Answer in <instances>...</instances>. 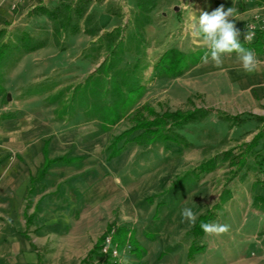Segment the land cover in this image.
Wrapping results in <instances>:
<instances>
[{
	"label": "rangeland",
	"instance_id": "rangeland-1",
	"mask_svg": "<svg viewBox=\"0 0 264 264\" xmlns=\"http://www.w3.org/2000/svg\"><path fill=\"white\" fill-rule=\"evenodd\" d=\"M193 1L145 0L147 7L154 5L146 17L138 12L136 0H0V48L15 46L22 33L45 44L27 53L11 49L0 63V165L17 164L12 173L31 171L26 205L35 214L26 216L25 209L28 224L20 222L16 192L4 195L0 210L13 219L14 224L5 220L6 231L10 225L25 228L18 238L26 240L28 227L39 229L34 239L45 247L8 255L12 264L77 262L87 247L93 249L112 230L120 242L130 243L124 255L130 264H220L229 252L231 258L249 255L255 249L252 242L264 238V208L253 205L255 196L264 197V135L244 154L245 145L264 128V120H258L264 119V64L258 63L256 75H249L237 58H223L217 67L200 57L173 77L160 74L157 66L170 50L205 56L206 45L191 31L202 12L234 8L242 41L246 32L256 36L264 20L245 22L250 8L244 0L240 7L232 0H207L198 14L202 1ZM37 6L60 8L56 27L66 21L70 7V23L78 24L80 32L55 34L53 22L30 15ZM116 68L129 69L144 92L105 131L98 118L87 117L79 100L71 104V95L89 77L108 79ZM194 109L211 112L176 130L184 142H118L114 147L120 151L113 155L112 137L133 126L137 112L150 121L164 112ZM220 114L242 116L228 123ZM5 118L12 121L3 123ZM20 132L29 137L21 141ZM241 157L246 160L242 168L231 165ZM206 162L209 172L201 173ZM227 190L231 199L220 205L211 223L226 224L229 231L195 237L199 217L226 198ZM48 206L52 212L44 215ZM39 207L43 211L38 217ZM184 207L196 213L194 226L182 221ZM191 246L201 250L190 253ZM6 251L0 249V264H6Z\"/></svg>",
	"mask_w": 264,
	"mask_h": 264
},
{
	"label": "trees",
	"instance_id": "trees-1",
	"mask_svg": "<svg viewBox=\"0 0 264 264\" xmlns=\"http://www.w3.org/2000/svg\"><path fill=\"white\" fill-rule=\"evenodd\" d=\"M136 8L140 14L148 17L149 13L154 9V5L147 7L145 0H136ZM65 11L66 21L62 23L61 27H56V21L60 14L59 7H56L54 10H46L45 8H43V6H37L33 8L30 15L44 16L51 22H53V30L55 34H59V32H66L67 30L71 33L80 32L78 24L71 25L70 23L73 12L72 9L70 7H66ZM74 13L76 17H81L80 10H76ZM87 22H89V20H87ZM1 33H3V30H0V34ZM84 33L89 36H93L95 34V31L84 30ZM240 42L245 48L253 50L255 54L260 55L264 51V33H258L256 38L252 42H243L242 40H240ZM44 46V42L32 40L26 33H22V36L15 46H2L0 48V63L4 59L1 57H3L7 51L15 49L16 47H18L22 53H27L38 50ZM175 52V50H170L165 54V56L160 59L157 65L159 67L160 74L164 73L163 75L168 77L176 76L183 71L188 70L190 66L196 65L200 61V57H204L201 55V53L199 55H186L180 52ZM173 54L175 56H172ZM116 69L117 70H114L112 75L108 73V79L107 76L103 78H96L94 76L89 77L88 79H86L84 87H82L80 91H78V89H75L74 93H72L71 95V104H74L79 100L81 103L80 106L85 108L86 110L87 117L89 119L98 118L105 131H107L110 126L116 124L119 120H121V118L126 115L127 111L131 109L141 98L144 92V88L140 86L138 79L133 76L132 72L129 71V69ZM97 86H100V88L98 89ZM100 89L101 93L99 94L97 93V91ZM3 90L4 89L2 87V84H0V95ZM77 92H79L78 97L75 95ZM208 112H211V110L194 109L193 111H187L185 113L179 111L164 112L162 115H155L153 120L150 121L144 120L143 116L140 115L139 112H137L133 119V126L124 130L119 135L112 137L111 144L113 146V155L118 154L120 151V149H115L114 147V145L118 142H121L123 146L131 142H136L137 144L142 145L153 144L155 142H170L180 144L183 139L176 133V130L181 129L185 124L202 119ZM220 116L224 121L230 123L232 121H239L242 115L240 114L234 117H230L222 116L220 114ZM258 120L263 121L264 119L258 117ZM240 123L241 122H239V124ZM263 135L264 128L259 130V132L253 137V139L245 145L244 154L252 151L257 146L258 141L263 137ZM245 163V158L241 157L238 161L231 162V165L242 168ZM208 172L209 162H206L205 164L201 165V173ZM258 184L259 183H255V185ZM226 195V198H220L219 204L215 205L212 210L207 211L204 216L199 217L198 223L192 231V234L195 237L201 236L205 233L200 226L201 223H211L214 220L215 212L219 209L220 205H223L225 202L231 199L230 191L227 190ZM253 205L256 208H258L259 206L264 208V197L255 196L253 198ZM113 238L114 241L118 243L120 248L124 246L125 243L120 242L115 234ZM100 240L101 239H99L95 244V247L91 249V251H89V254H91L96 249L97 244L100 242ZM198 250H201V248L194 249L191 246L190 253Z\"/></svg>",
	"mask_w": 264,
	"mask_h": 264
},
{
	"label": "crops",
	"instance_id": "crops-1",
	"mask_svg": "<svg viewBox=\"0 0 264 264\" xmlns=\"http://www.w3.org/2000/svg\"><path fill=\"white\" fill-rule=\"evenodd\" d=\"M37 1V0H34ZM202 2L199 4L198 6V10L196 12V14L200 13L202 6L207 2V0H201ZM186 2L188 4L193 3V0H186ZM244 3H246L247 7L250 8L249 11H247L248 13V17H246L245 22H247V20H251L253 18L256 17V21L259 20H264V0H258L257 4H254V2H250L249 0H244ZM232 5L233 6H241V2L239 0V3L237 2V4H233V0H232ZM246 14V13H245ZM259 14V15H256ZM147 26V25H146ZM145 29L148 27H151L150 23L149 25L146 27ZM83 32V31H82ZM223 58H237L236 54H230V55H225ZM256 58H261L262 60H257L259 64L263 65L264 64V51L259 55L256 54ZM262 73L261 78H264V72H260ZM248 74V73H247ZM255 71L251 73V75H254ZM250 75V73H249ZM256 75V74H255ZM4 107V106H3ZM2 105H1V98H0V109H3ZM3 123L6 122H10L12 121L11 118H5L2 120ZM27 132H20V140L22 141V139H27L29 136L26 134ZM5 134H10V132H5ZM22 144V142H21ZM23 146L20 147V149H22ZM24 148V147H23ZM21 152V150H20ZM7 163V161L5 162ZM17 164H4L1 163L0 165V200L3 202L4 200V195L6 194H10L12 195L13 193H17V202H16V206H17V212L19 213L20 216V222H22L25 225H27L28 223L25 222V209H26V216L31 215L33 213V209L31 208H27V203L28 200H26V194L29 191V188L27 187V181L30 178V176L32 175L31 171L28 169H25L23 171L18 170V172L12 173V171L15 169V166ZM25 185V187L23 186ZM40 202V201H38ZM33 203H37V200L33 201ZM44 204V203H43ZM45 205V204H44ZM46 205H49L46 203ZM43 206V205H42ZM0 207H2L0 205ZM52 207V206H51ZM39 213H38V217L40 215H42L41 208L39 207ZM49 206L46 207V209L44 210V215H50L52 211H48ZM35 214V213H33ZM32 214V215H33ZM8 220L9 222H11L10 224H14L13 223V219H11V213L4 211V208H2V210H0V240L1 242H3V246L0 249H7V251L4 253V259H6V264H8L9 262L12 264L13 261V257L11 258H7L8 255H19L20 252L22 251H29L32 250V248L36 249L37 251L42 252L44 250L45 247H41L43 246V244H41L40 246L38 245L37 241H35L34 238H36L34 236V234L39 231V229H36L35 231L31 228L28 227L26 230V234H27V238L26 240L18 238L19 235H21L19 233L20 230H24L20 229L19 227H15L14 225L13 227L10 225V232L6 231V224H5V220ZM45 239V238H44ZM50 238H47L46 240H49ZM250 239H253V237H251ZM254 244V251H252L249 255H239L236 257H230V252L228 253L227 258H223L222 262L220 264H264V238L260 239L259 241L252 242ZM92 246L87 247L82 255L80 256V258L78 259L77 262H74L73 259L69 258L68 260H64L61 261L59 263L56 264H81L82 260H84L85 256L87 255V253L91 250ZM128 253V252H127ZM1 254V252H0ZM227 255V254H226ZM1 256V255H0Z\"/></svg>",
	"mask_w": 264,
	"mask_h": 264
},
{
	"label": "clouds",
	"instance_id": "clouds-1",
	"mask_svg": "<svg viewBox=\"0 0 264 264\" xmlns=\"http://www.w3.org/2000/svg\"><path fill=\"white\" fill-rule=\"evenodd\" d=\"M192 35L201 39L206 45L208 52L203 57L207 62L209 58L220 67L223 64V57L235 53L237 59L241 62L243 70L246 73H252L258 68V61L253 50L245 48L240 42V30L236 27L234 19V8L225 10L223 6L215 9L210 14L202 12L198 19L191 25ZM253 33L244 35L245 41H251ZM182 221H187L194 226L197 215L190 207H184L181 210ZM202 230L208 235H221L229 231L228 225L217 223H201ZM121 264H130L127 258H124Z\"/></svg>",
	"mask_w": 264,
	"mask_h": 264
},
{
	"label": "built area",
	"instance_id": "built-area-1",
	"mask_svg": "<svg viewBox=\"0 0 264 264\" xmlns=\"http://www.w3.org/2000/svg\"><path fill=\"white\" fill-rule=\"evenodd\" d=\"M251 29H253V27H251ZM258 33H264V25ZM256 36L253 35V38L255 39ZM243 42L246 41L243 40ZM113 237V230L102 236L96 249L84 258L83 264H121L124 255L127 251H130L131 247L129 244L125 243L124 246L120 248Z\"/></svg>",
	"mask_w": 264,
	"mask_h": 264
},
{
	"label": "water",
	"instance_id": "water-1",
	"mask_svg": "<svg viewBox=\"0 0 264 264\" xmlns=\"http://www.w3.org/2000/svg\"><path fill=\"white\" fill-rule=\"evenodd\" d=\"M9 97V96H8Z\"/></svg>",
	"mask_w": 264,
	"mask_h": 264
}]
</instances>
